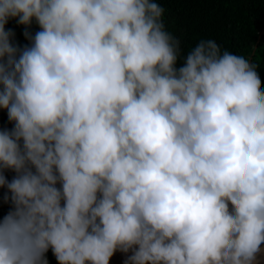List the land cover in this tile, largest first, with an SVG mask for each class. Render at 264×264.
I'll return each mask as SVG.
<instances>
[{
    "label": "clouds",
    "instance_id": "1",
    "mask_svg": "<svg viewBox=\"0 0 264 264\" xmlns=\"http://www.w3.org/2000/svg\"><path fill=\"white\" fill-rule=\"evenodd\" d=\"M158 0H0V264H255L257 65L186 54ZM12 18L39 31L13 43ZM14 173L9 180L6 172Z\"/></svg>",
    "mask_w": 264,
    "mask_h": 264
},
{
    "label": "trees",
    "instance_id": "2",
    "mask_svg": "<svg viewBox=\"0 0 264 264\" xmlns=\"http://www.w3.org/2000/svg\"><path fill=\"white\" fill-rule=\"evenodd\" d=\"M165 8L164 21L167 30L181 40L186 54L202 39H214L221 49L243 55L257 65L264 90V0H158ZM15 33L13 43L23 47L30 44L24 32L27 29L34 36L39 25L33 20L31 26L17 23L12 18L6 25ZM256 46V48H255ZM0 127L11 128L7 111L0 110ZM9 180L13 172H6ZM7 189H0V197ZM10 205L0 199V215L9 211ZM49 264H58L52 251L46 254Z\"/></svg>",
    "mask_w": 264,
    "mask_h": 264
},
{
    "label": "water",
    "instance_id": "3",
    "mask_svg": "<svg viewBox=\"0 0 264 264\" xmlns=\"http://www.w3.org/2000/svg\"><path fill=\"white\" fill-rule=\"evenodd\" d=\"M264 32V27L262 28L259 37L262 36ZM256 48V46H255ZM255 51V50H254ZM254 51L252 52V55L254 54ZM252 55L249 58V61L251 62L252 60ZM262 251L260 254H258V258L257 261L255 262V264H264V244L261 245ZM132 253H122L120 251H117L112 258L110 259L109 264H125L127 256L131 255Z\"/></svg>",
    "mask_w": 264,
    "mask_h": 264
}]
</instances>
